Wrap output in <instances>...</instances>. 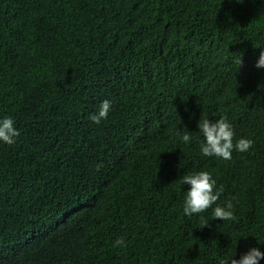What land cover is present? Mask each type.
<instances>
[{
    "label": "trees",
    "instance_id": "16d2710c",
    "mask_svg": "<svg viewBox=\"0 0 264 264\" xmlns=\"http://www.w3.org/2000/svg\"><path fill=\"white\" fill-rule=\"evenodd\" d=\"M261 50L264 0H0V117L20 132L0 143V264L264 252ZM220 117L253 141L228 161L200 151L199 120ZM200 171L234 219L183 214V176Z\"/></svg>",
    "mask_w": 264,
    "mask_h": 264
},
{
    "label": "clouds",
    "instance_id": "9594fccd",
    "mask_svg": "<svg viewBox=\"0 0 264 264\" xmlns=\"http://www.w3.org/2000/svg\"><path fill=\"white\" fill-rule=\"evenodd\" d=\"M256 67L264 69V50L260 51ZM111 110L112 101L104 100L97 112L91 116L92 122L99 125L108 118ZM198 132L203 137L200 151L204 157H216L228 161L232 159L234 151L245 153L253 146V141L247 138H240L236 143L233 142L235 131L227 117H220L215 122L209 119L199 120ZM19 135L20 132L16 127V121L11 116L0 117V143L12 145L16 142V138ZM179 135L183 143H191L192 137L190 134L183 133ZM182 183L189 186L182 209L185 216L199 215L212 208L214 220L227 221L234 219L232 211L234 206L231 201L224 206L217 204L222 195V189L217 187V180L213 178L211 173L200 171L184 175ZM213 205L216 206L213 208ZM208 225L206 223L205 227ZM113 246L126 247L127 243L124 238H117ZM261 260H264V252L254 247L241 255L239 259L233 257L230 260V264H260ZM218 264H225V261L221 259Z\"/></svg>",
    "mask_w": 264,
    "mask_h": 264
}]
</instances>
